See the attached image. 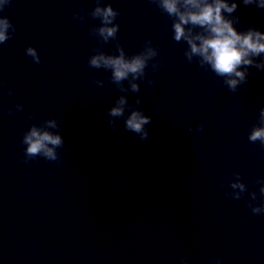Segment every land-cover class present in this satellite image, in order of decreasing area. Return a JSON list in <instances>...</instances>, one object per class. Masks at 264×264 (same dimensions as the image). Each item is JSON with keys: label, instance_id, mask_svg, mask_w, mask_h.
<instances>
[{"label": "water", "instance_id": "water-1", "mask_svg": "<svg viewBox=\"0 0 264 264\" xmlns=\"http://www.w3.org/2000/svg\"><path fill=\"white\" fill-rule=\"evenodd\" d=\"M97 10L109 6L116 13L115 22L129 29L151 46L159 50L182 70L195 79L217 101H219L252 135L264 128V53L252 56L250 65H241L238 70L245 73L243 80L238 77L218 74L204 58L192 53L188 39L175 38L174 25L178 17L169 14L162 7V0H78ZM238 4L233 13L223 15L233 22L238 32L255 29L264 32V8L258 0L246 4L244 0H229ZM186 36L207 35L197 25L184 26ZM197 44L200 41H195ZM237 79L235 87L228 81ZM264 148V141L256 139Z\"/></svg>", "mask_w": 264, "mask_h": 264}, {"label": "clouds", "instance_id": "clouds-1", "mask_svg": "<svg viewBox=\"0 0 264 264\" xmlns=\"http://www.w3.org/2000/svg\"><path fill=\"white\" fill-rule=\"evenodd\" d=\"M6 0H0L2 6ZM246 4L255 3L256 0H244ZM258 6L264 8V0H258ZM162 7L172 15L178 17L174 25L175 38L188 39L191 44L192 53L201 55L204 60L211 64L212 68L221 75L238 77L243 80L245 73L238 70L241 65H250L253 63L251 57L264 53V32L250 29L247 32H238L233 22L227 19L223 13H233L238 4L229 2V0H162ZM97 15H103L105 23H110L116 13L111 6L107 9L96 10ZM192 24L202 27L207 35H197L194 38L186 36L185 25ZM9 20L0 18V43L8 39L7 30ZM117 28H102L101 33L107 36L115 34ZM200 41L197 44L195 41ZM30 55L35 56V50H28ZM153 53H149L151 55ZM146 58L137 56L132 60H126L123 53L119 57H105L103 55L93 58L91 63L99 66L101 63L110 66L114 70L116 80H121L128 76L129 73H141L145 67ZM228 83L235 87L237 79H230ZM135 88L136 85H133ZM124 103L123 100L120 102ZM123 114L122 107L112 109L113 116ZM149 117L142 113L133 112L126 121L129 130L136 133L144 132V125L149 122ZM250 139H261L264 141V128L257 129L253 132ZM61 137L52 135L48 132H41L33 128L25 137L24 143L28 145L26 151L29 155H36L43 152L49 158H55V151L48 147L51 145L61 144ZM242 187V186H241Z\"/></svg>", "mask_w": 264, "mask_h": 264}]
</instances>
